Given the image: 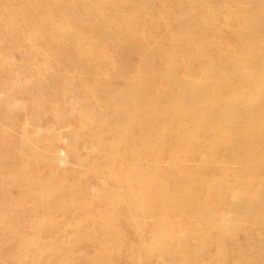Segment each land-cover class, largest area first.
<instances>
[{"label":"bare ground","instance_id":"obj_1","mask_svg":"<svg viewBox=\"0 0 264 264\" xmlns=\"http://www.w3.org/2000/svg\"><path fill=\"white\" fill-rule=\"evenodd\" d=\"M0 134V264H264V0H0Z\"/></svg>","mask_w":264,"mask_h":264},{"label":"rangeland","instance_id":"obj_2","mask_svg":"<svg viewBox=\"0 0 264 264\" xmlns=\"http://www.w3.org/2000/svg\"><path fill=\"white\" fill-rule=\"evenodd\" d=\"M4 91V90H3ZM29 128H31L30 127V125H29ZM1 135V134H0ZM2 137L0 138V157H3L4 156V153L6 152L5 150L6 149H8L7 147H6V143L4 144V143H2ZM5 151V152H4ZM61 155L60 156H64L65 155V153L62 151L61 153H60ZM64 167V166H63ZM67 218H74V215L72 214L71 216H66ZM192 246H193V248H197V247H199V244H198V242H195V241H193L192 243Z\"/></svg>","mask_w":264,"mask_h":264}]
</instances>
